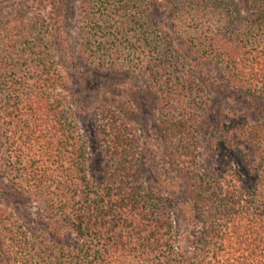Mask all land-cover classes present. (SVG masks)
<instances>
[{
    "label": "trees",
    "instance_id": "obj_1",
    "mask_svg": "<svg viewBox=\"0 0 264 264\" xmlns=\"http://www.w3.org/2000/svg\"><path fill=\"white\" fill-rule=\"evenodd\" d=\"M12 2L0 264H264V0Z\"/></svg>",
    "mask_w": 264,
    "mask_h": 264
},
{
    "label": "rangeland",
    "instance_id": "obj_2",
    "mask_svg": "<svg viewBox=\"0 0 264 264\" xmlns=\"http://www.w3.org/2000/svg\"><path fill=\"white\" fill-rule=\"evenodd\" d=\"M27 5L30 6L29 12L32 11L33 5L31 3V1H28L27 2ZM31 7H32V9H31ZM17 8H19V7L14 6L12 0L10 2H5L4 1L3 4H1V6H0V27L4 26V24L8 20H10L12 18H15V16L17 15V11H18ZM25 10H26V8L24 7V10L23 11H25ZM34 10H33V12H34ZM25 12H27V11H25ZM31 15H32L31 13H28L27 14V16H29V17ZM73 22H76V19L73 20ZM89 73L92 76L96 75L95 72L92 71V69H90L89 71H87L86 74L88 75ZM222 103H223L222 106L224 107L223 109L224 110L226 109V111H229L230 109H232L231 107H233V108L236 107V108H239V109H242V110L247 109L249 107V106L248 107H245L242 103H240V101L237 100V98L231 99V98H225L224 97L222 99ZM229 105H231V106H229ZM161 167H159V169ZM167 188L168 187H166V188L163 187L162 191L168 192L169 191V188L168 189ZM169 194H171L173 197L177 198L176 200H178V201L181 199V196L179 195V192L177 190L172 189V190L169 191ZM27 210L31 214H34L36 212L34 210V207H32V206H31V208L30 207H27ZM176 215L178 217V221H179V225H180L181 230L183 232H187L189 230L188 229V226L189 225H188V222H187V219L188 218H186L188 215H186V213L184 212V208L179 207V210H178V212H177Z\"/></svg>",
    "mask_w": 264,
    "mask_h": 264
}]
</instances>
